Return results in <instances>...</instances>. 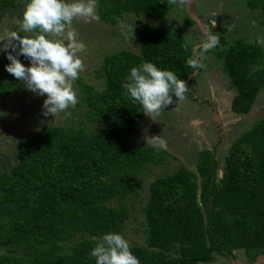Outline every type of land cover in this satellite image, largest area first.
<instances>
[{
    "label": "trees",
    "instance_id": "16d2710c",
    "mask_svg": "<svg viewBox=\"0 0 264 264\" xmlns=\"http://www.w3.org/2000/svg\"><path fill=\"white\" fill-rule=\"evenodd\" d=\"M245 3L261 12L264 25V0ZM16 4L25 0H0V19ZM171 4L98 0L97 13L101 22L116 25L124 14L162 19ZM184 22L195 24L188 16ZM224 32L218 28L219 44L202 54L201 63L211 53L222 62L236 90L231 112L242 116L264 87V47L242 38L228 45ZM136 35L138 53L122 49L104 58L100 92L76 80L80 101L73 108L85 122L25 133L13 159L0 161V264H95L93 238L123 235L146 177L144 245L130 246L140 264H213L215 255L234 259L235 252L252 263L264 255V118L231 143L220 178L215 147L200 151L191 169L175 154L138 141L135 125L147 116L123 94L130 68L150 61L184 81L198 69L187 63L193 48L180 34L146 24ZM8 63L0 55V103L18 93L19 81L5 71ZM171 158L179 164L172 171Z\"/></svg>",
    "mask_w": 264,
    "mask_h": 264
},
{
    "label": "rangeland",
    "instance_id": "374dc122",
    "mask_svg": "<svg viewBox=\"0 0 264 264\" xmlns=\"http://www.w3.org/2000/svg\"><path fill=\"white\" fill-rule=\"evenodd\" d=\"M171 2L169 13L162 19L124 14L116 25L105 24L100 19L76 21L71 29L66 30L63 37L49 38L64 39L67 42V31L74 29L78 33V39L86 45L85 51L78 53L84 63V70L79 77L98 92L102 90L104 84L103 80L97 77L104 58L122 49L138 53L136 31L146 24L178 33L187 45L199 48L204 39V32L211 28L212 22L215 21V26L211 30L218 33L219 27L225 28L223 34L228 45L237 38H242L247 43L256 42L264 47L261 12L248 9L245 0H171ZM23 8L24 6L16 4L15 8L10 7L2 12L0 39H6L11 31L20 32ZM186 16L192 18L195 24L186 26L184 22ZM3 43L5 42L0 41V45ZM3 54L5 53L0 52V55ZM22 63L26 66L29 64L27 60ZM202 64L203 67L185 81L189 87L185 94L186 98L168 105L158 116H149L140 121L135 125L134 135L140 142H145L146 136L161 135L167 141L166 150L178 156L191 169L195 168L200 151L215 147L220 178L223 157L231 143L253 123L264 118V87L258 93L251 111L246 115L236 116L231 112V102L236 90L223 73L222 62L211 53ZM73 88L79 95L76 81ZM45 98L29 92L23 82L19 81L18 93L0 103V161L8 163L7 156L13 159L16 155V140L25 133L38 131L46 125L68 126L85 122L80 109L73 107L53 117L43 116L41 106ZM79 101L78 96L77 103ZM178 165L174 159L170 160L171 171ZM1 170L0 165V172ZM147 179L149 178L146 177L145 184L140 187V195L134 200V209L130 211L123 233L130 246L144 245L142 206L148 197V188H145ZM213 264L252 263L244 257L243 252H235L234 259L215 255Z\"/></svg>",
    "mask_w": 264,
    "mask_h": 264
},
{
    "label": "clouds",
    "instance_id": "9594fccd",
    "mask_svg": "<svg viewBox=\"0 0 264 264\" xmlns=\"http://www.w3.org/2000/svg\"><path fill=\"white\" fill-rule=\"evenodd\" d=\"M97 8L98 0H25L20 31L26 35L11 31L6 39H0L5 42L0 45V52L9 61L5 71L23 82L29 92L46 97L41 106L45 117L76 106L78 95L73 84L84 70L78 53L86 48L74 29L67 31V42L49 37H63L76 21L98 20ZM214 26L215 21L211 28ZM211 28L204 32L200 47L193 48L187 61L193 69L202 68V54L219 44V36ZM13 42L18 43V48ZM20 56L29 62L28 66L20 61ZM121 87L125 98L138 103L147 117L158 116L168 105L184 100L189 89L173 71L150 61L131 67ZM144 139L154 151L167 149V141L161 135ZM93 240L89 255L95 264H140L121 233L105 232Z\"/></svg>",
    "mask_w": 264,
    "mask_h": 264
},
{
    "label": "water",
    "instance_id": "95a60500",
    "mask_svg": "<svg viewBox=\"0 0 264 264\" xmlns=\"http://www.w3.org/2000/svg\"><path fill=\"white\" fill-rule=\"evenodd\" d=\"M263 264L264 263V255L258 256L256 260L252 264Z\"/></svg>",
    "mask_w": 264,
    "mask_h": 264
},
{
    "label": "bare ground",
    "instance_id": "6f19581e",
    "mask_svg": "<svg viewBox=\"0 0 264 264\" xmlns=\"http://www.w3.org/2000/svg\"><path fill=\"white\" fill-rule=\"evenodd\" d=\"M222 27V26H221ZM231 45V44H230ZM211 98V97H210ZM225 157V156H224ZM200 165V164H199ZM205 169V168H204ZM207 170V169H206ZM221 175V174H220ZM211 182V181H210ZM207 202V201H206ZM213 227V226H212ZM136 232V231H135ZM214 232V231H213ZM218 236V235H217ZM147 240V239H146ZM79 241V240H78ZM202 241V240H201ZM140 248V247H139ZM65 249V248H64Z\"/></svg>",
    "mask_w": 264,
    "mask_h": 264
}]
</instances>
